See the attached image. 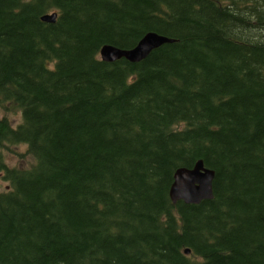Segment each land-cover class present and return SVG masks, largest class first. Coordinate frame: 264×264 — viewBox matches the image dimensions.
<instances>
[{"label":"trees","instance_id":"trees-1","mask_svg":"<svg viewBox=\"0 0 264 264\" xmlns=\"http://www.w3.org/2000/svg\"><path fill=\"white\" fill-rule=\"evenodd\" d=\"M0 107V264H264V0H0Z\"/></svg>","mask_w":264,"mask_h":264},{"label":"water","instance_id":"water-1","mask_svg":"<svg viewBox=\"0 0 264 264\" xmlns=\"http://www.w3.org/2000/svg\"><path fill=\"white\" fill-rule=\"evenodd\" d=\"M57 13L46 12L41 18L54 21ZM173 38L155 30L146 31L131 47H120L111 43H104L99 50L104 60H114L125 57L130 61H137L146 57L149 52L164 42ZM214 169L206 166L202 158L196 159L192 166H178L173 173V180L169 187V195L173 202L182 199L185 202H199L202 199L212 198V181ZM185 252H189L186 247Z\"/></svg>","mask_w":264,"mask_h":264},{"label":"rangeland","instance_id":"rangeland-1","mask_svg":"<svg viewBox=\"0 0 264 264\" xmlns=\"http://www.w3.org/2000/svg\"><path fill=\"white\" fill-rule=\"evenodd\" d=\"M7 114L13 124H16L20 120V110L16 107L3 108L0 107V115ZM26 145L24 143H19L11 145L10 149H5V158L9 164H28L31 157L24 153L21 155L19 152L25 151ZM3 182L0 180V187H3Z\"/></svg>","mask_w":264,"mask_h":264}]
</instances>
